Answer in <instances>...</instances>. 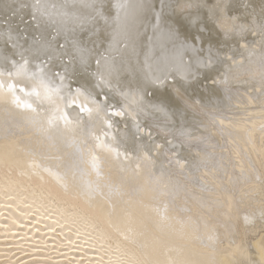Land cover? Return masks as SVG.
Returning a JSON list of instances; mask_svg holds the SVG:
<instances>
[{
    "label": "bare ground",
    "instance_id": "bare-ground-1",
    "mask_svg": "<svg viewBox=\"0 0 264 264\" xmlns=\"http://www.w3.org/2000/svg\"><path fill=\"white\" fill-rule=\"evenodd\" d=\"M25 7L29 35L0 27V264H264V0L0 15Z\"/></svg>",
    "mask_w": 264,
    "mask_h": 264
},
{
    "label": "rangeland",
    "instance_id": "rangeland-1",
    "mask_svg": "<svg viewBox=\"0 0 264 264\" xmlns=\"http://www.w3.org/2000/svg\"><path fill=\"white\" fill-rule=\"evenodd\" d=\"M15 11L17 10H13L12 8H9L8 13L0 15V27L5 28V29H10L15 32L23 31L29 35V33L27 32L28 28L32 29L34 27L33 18L28 13V10L26 7L23 10H19L18 14ZM3 19L5 20V22H3ZM30 35L35 36L36 33H31L30 31ZM0 47L2 50H4L5 48L8 49L9 46L0 45ZM206 84L209 85L208 82Z\"/></svg>",
    "mask_w": 264,
    "mask_h": 264
},
{
    "label": "snow or ice",
    "instance_id": "snow-or-ice-1",
    "mask_svg": "<svg viewBox=\"0 0 264 264\" xmlns=\"http://www.w3.org/2000/svg\"><path fill=\"white\" fill-rule=\"evenodd\" d=\"M117 7H118V9H119V8H121V5L118 4ZM117 42H118V41H115V40L113 41L114 44L117 43ZM14 100H15V102L19 103V99H18V97H17V98H14Z\"/></svg>",
    "mask_w": 264,
    "mask_h": 264
}]
</instances>
